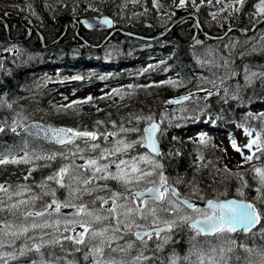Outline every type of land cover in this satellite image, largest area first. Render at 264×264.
<instances>
[{"label": "snow or ice", "instance_id": "obj_1", "mask_svg": "<svg viewBox=\"0 0 264 264\" xmlns=\"http://www.w3.org/2000/svg\"><path fill=\"white\" fill-rule=\"evenodd\" d=\"M195 0H193V3ZM211 3V0H208ZM240 3H244V0H239ZM186 0H180V7H183ZM203 3V0H201ZM261 5H264V0H261ZM157 6L159 7V0H157ZM258 7H260L258 5ZM260 11L264 12V7H260ZM89 27H95L91 21H84ZM100 25L111 27L113 21L108 17H103L98 21ZM197 43H200L197 41ZM203 63V62H202ZM155 66L149 65L144 71L154 68ZM236 73L228 69L226 74L217 79L220 85H224L225 81ZM245 81L251 84L255 80H259L264 83V72H253L250 69H245L244 72ZM68 79V78H65ZM71 79L78 80L83 77L75 76ZM100 79H106V77H100ZM209 84L213 87H217L216 80H208ZM183 81H161L160 85H169L178 87L183 85ZM158 85H146L143 87H151ZM130 88L133 86H129ZM239 86L237 90L229 93L228 88H224L225 97L231 95L233 98H238ZM199 91L206 93L204 97L207 99L214 93L207 88H200ZM114 93L120 95L123 99V95L120 90H113ZM105 95L111 96V93ZM192 93L181 96L179 98L168 100V104H181L182 101L192 98ZM93 100L92 96L86 97L82 101H72L70 105H62L61 110L71 109L73 105L86 104ZM226 102V100H225ZM0 106H3V101H0ZM9 108L11 104L7 105ZM206 107V106H205ZM183 110V109H182ZM99 111V109H98ZM248 117L256 119L261 122V127L257 131L250 125L244 128V132L247 136L252 137L253 131H256V137L249 140V143L244 147L252 149L253 145H256V151L260 155H264V142H260L261 134L264 133V112L259 114L248 113ZM168 117L162 116L159 119L154 115H135L127 122L131 124L133 121H144L146 126L141 130L137 126L125 127L122 122L120 125H116L115 121H110L116 131H88V130H74L71 128H52L51 126H41L40 124L24 125L21 126L16 121L13 122L15 126L11 127V131L16 133L17 127H21V131L24 134L32 137H39L45 140L52 141L56 144L72 147L67 152L50 153L46 156L30 155L28 151L24 152L23 156L17 155L12 150L0 151V168L7 165L17 164H30L33 159L55 161L58 156L62 158L63 163L56 171L45 178L41 182V187H48L47 182L53 181L61 188L69 190V196L74 192L79 193L82 198L84 195L91 196L94 192L108 190L109 196L107 198L102 196H95L92 200L82 202L80 204H72L69 201H57L52 199L51 203L43 205L41 211H28L21 212V206L25 209L29 205L34 207L33 202L40 197L32 195L28 200L18 199L13 201V196H23L25 190H29L26 185H17L16 190L9 192L12 187L9 185L5 187L4 184H0V193L7 196L6 202L3 196H0V220H2V214L7 212L10 216L15 217V221H3L0 225V264H8V260H17L19 257L35 255L37 258L32 259V264H59L58 258L51 249L59 245L64 247L61 239L57 236H52L50 233L41 232L39 238L37 235H29L30 232L34 233L36 229H45L59 225L61 220L58 218L54 221V224H49L47 219H43L42 222H37L35 217L43 218L47 213L48 216H52L53 213L61 214V208L72 207L76 209L72 218L64 216L65 224H79L82 231L76 236H63V241H67L76 246H84L89 248L90 251L85 254V259L89 256L93 257V264H125L124 260H117L112 253L120 252L126 253L134 246L135 241H129L124 246L118 245L117 248H112L111 243H107L108 253H105L104 247L106 244V237L108 240H119L125 236H134L136 241H139L141 248L139 249V255L135 256L129 264H140V262L147 261L150 258L144 255L147 251V241L156 239V248L160 249L163 243H167L171 239V234L181 228L187 227L193 233L192 239L196 240L197 237L213 235L219 239H228L229 245L225 248L220 246L218 249L209 247L207 251H203L197 244H193L195 250L194 254L197 256L195 261H191V264H229V260L232 257L228 256V253L234 251L232 245L235 241L230 240L229 234L244 232L251 233L253 228L257 224H261L264 219V208H258L255 202H247L245 200L232 199V200H207L206 208L197 207L190 199L184 198L183 195L177 192L173 183H169V178L164 175V165L161 162L164 159L165 154L160 148V140L166 134V128H162L161 124L167 120ZM173 119H175L173 117ZM171 123V120H168ZM103 121H97V126L103 124ZM179 126V125H177ZM4 127H0V132H4ZM128 133H139L137 139H128ZM206 133H199L198 140H193L194 143L200 145H206L211 138L206 139ZM109 137H118L112 141H109ZM173 139H177L173 137ZM108 141L110 146H103L96 141ZM79 141V143H77ZM81 144L84 147H81ZM233 148L240 152L245 163L251 162L256 153L244 156L243 149L237 147L235 139L231 141ZM139 145L147 149L142 154L131 155L129 153L136 149ZM75 149L73 151L72 149ZM118 154L128 156V159H122L118 157ZM168 155H172L169 153ZM179 155V153H176ZM84 159L85 163L77 165L75 163L76 158ZM110 157H117V159H110ZM256 156V159H259ZM200 161H204V157L201 154ZM115 165V171H111V166ZM203 166H207V162ZM199 170V167L197 168ZM31 171V170H30ZM225 172H229L230 175L240 177L242 174L239 172L231 173L229 169L225 168ZM250 171L256 173L253 179L256 180L258 187L257 199L260 200L261 205H264V166H253ZM30 174V173H29ZM27 179V177H25ZM115 180L123 188V191L117 192L108 189L107 183L95 185V181H107ZM65 180L68 182L65 183ZM76 181L77 186L73 187L72 182ZM180 181H176L179 183ZM140 185H152L151 187H143L142 190L132 192L130 189L132 186L139 187ZM247 186V181H243L242 187ZM239 191V189H238ZM127 193V195H126ZM48 195L55 196V189H51ZM147 194V196H146ZM109 200L112 204L108 208H103L102 205L109 204ZM131 201L130 203L128 201ZM97 201L101 202L100 207H96ZM118 201H123L118 203ZM139 201V203H137ZM51 209L52 211H48ZM191 213H196L200 216L197 219ZM76 217H81L77 219ZM82 217H91V220L84 219ZM29 218H33L29 221ZM94 224L99 227L93 226ZM163 224L164 227H159ZM149 225L147 231H132L133 227L139 229ZM154 226V227H153ZM59 231V229H57ZM67 227L64 228V232H68ZM72 231H75L73 228ZM261 231L264 232V224H261ZM111 233L110 236L108 234ZM254 234V233H253ZM44 236H49V239H44ZM24 237L25 243L22 248L19 249L18 254L14 251H4L6 245L13 247L14 241ZM31 241V244L28 243ZM45 249L49 250V256L45 257ZM246 252H253V249L245 247ZM75 251H80V247H76ZM259 264H264V250L260 252ZM185 259H190L186 257ZM170 264H179V258L173 257ZM247 264H251L250 261Z\"/></svg>", "mask_w": 264, "mask_h": 264}, {"label": "trees", "instance_id": "obj_2", "mask_svg": "<svg viewBox=\"0 0 264 264\" xmlns=\"http://www.w3.org/2000/svg\"><path fill=\"white\" fill-rule=\"evenodd\" d=\"M37 9V19L35 21L36 27L42 32L40 34L37 30H33L31 36H29L26 41V47L28 49V54H19L13 57L12 63L9 64L8 69L3 71L0 74V101H3V106H0V127H4L5 131L0 132V151L4 150H17L22 147L27 149H37L40 148L44 156L52 153L54 146L45 144L43 142L35 141L34 145H27L24 137L19 135L17 132L14 133L11 131L13 124L9 122V119H12L16 114L21 113L26 117L27 121L37 120L48 122L52 124H65L68 126L77 125L82 127H87L92 129L95 125V122L100 119L104 120L105 113L112 112V106L104 108L101 112L89 114L90 117H85L83 114L76 116H66L62 115L61 108L54 105L52 101V93L59 85L50 83V80L47 78L40 77L41 72L39 69L42 68H56L57 74H63L67 71H72L75 75L83 77L78 82L77 85L83 86L86 85L84 81L87 79H92L96 81V77L93 73H101L100 71L110 70L109 80L111 82L125 81L126 79H132V77L127 76L128 72H131V68H123L118 70V68L125 63L121 60L119 62H110L106 59H103L95 54H73L71 52L72 47L70 45L64 44L63 42L58 43L55 47L50 49L49 53L45 55L36 57L37 52H43L47 49L42 48V39L44 37L46 43H51L55 41L64 30V25L55 21L56 12L47 8L38 7ZM4 8L0 7V15H3ZM12 13V12H11ZM8 23L10 25V33L12 36L23 37L28 31L20 21V17L11 14L8 18ZM27 24L30 25L29 18L26 19ZM0 31L6 33V27L3 22L0 23ZM83 34L86 38L92 42L102 40L104 37L103 33L93 34L86 33L83 31ZM69 36L68 34H66ZM66 36V37H67ZM172 38L177 42V49L174 51V54L169 58H166V64H172L177 68H186L193 64L191 55L187 52L186 47L184 46V38L173 37ZM181 39V42H180ZM37 51L36 53H34ZM36 57L35 59L33 57ZM260 55L257 57L252 55V58L255 57V60H258ZM245 59L249 60L250 57ZM123 61V62H122ZM128 61V60H126ZM131 65V64H130ZM93 66L96 69L89 70L87 67ZM241 70V65L238 63V71ZM54 80V79H53ZM52 80V81H53ZM237 80H241L240 77ZM51 81V82H52ZM227 81H233L230 87V93L234 90H238V98H233L230 95V99L225 98V94L220 92L217 93V96H211L209 98L210 107L217 105V114H225V117L220 121L221 127L226 123L234 122L240 123L245 121L248 124L260 125V121L256 119H245L244 115L237 113L236 105L242 101L248 103L252 100H259L264 96V83H261L259 80H255L251 84H246L245 82L235 83L233 79L229 78ZM225 86V84H224ZM131 91L128 92L125 99L121 100V103H125L122 109H118L119 116L130 118V114H138L139 111L146 109L148 107H155L157 104L161 103L166 97H160L155 94L152 88L144 89L139 87L136 89L130 88ZM160 99V101H159ZM226 100V102H225ZM11 104L12 107L9 108L7 105ZM221 108V109H219ZM153 110V109H152ZM151 110V111H152ZM58 113V114H56ZM67 114V112H66ZM79 118L76 122L73 121L75 118ZM115 119H118V116H114ZM103 118V119H102ZM81 122V124H77ZM222 123V124H221ZM189 125V124H188ZM227 125V124H226ZM185 129V128H184ZM264 134V133H262ZM211 138V137H209ZM181 140V139H180ZM33 142V140H30ZM213 142V141H212ZM211 140L206 145H200L199 143H194L191 140H182L179 142V137L175 140V146L177 149H181L179 155H174L171 158L166 160L167 170L173 174V176L180 180L183 184H188L189 191L194 193L195 191H201L207 196H214L217 192V196L227 197L233 195V190L231 188H226L224 181H222V174H220L215 167L210 164L211 156H206L208 153L211 155H217V148L213 149ZM25 145V146H24ZM27 145V146H26ZM165 147H167L164 144ZM190 147L189 151H197L202 154L204 157L203 162L195 161V159L189 154V151L186 152V148ZM193 149V150H191ZM30 155H40L37 152H32ZM56 161H47V160H36L33 159L30 164H17V165H7L0 168V184L9 183L14 180L12 177H19V182L23 181L25 184H30L34 175H39L41 169L45 171L47 177L56 171L55 163ZM207 162V166H203ZM199 167V170L197 168ZM31 170V171H30ZM30 173V174H29ZM27 177V179H25ZM233 180V179H232ZM230 180L229 183L233 186L237 185L236 182ZM251 186L253 184L251 183ZM249 186L245 189V195L247 199L253 200L254 195L252 194L253 188ZM259 208H264V205L258 203ZM9 216L8 213L2 214L3 222L4 218ZM264 222V219H263ZM244 236H239V239ZM255 240L258 237H254ZM248 243L252 241L248 240ZM239 248H236L238 250ZM81 257V254L78 255V258ZM15 260H8V264H14Z\"/></svg>", "mask_w": 264, "mask_h": 264}, {"label": "rangeland", "instance_id": "obj_3", "mask_svg": "<svg viewBox=\"0 0 264 264\" xmlns=\"http://www.w3.org/2000/svg\"><path fill=\"white\" fill-rule=\"evenodd\" d=\"M112 3V2H120L122 3L120 6V14L122 16H125V14L131 10L130 8H132V10L138 11L140 9H136L134 6L138 5L141 0H3L0 1V6L3 5L4 2V6L8 7V8H12L14 10H18V11H24L26 15H31V13L35 10L34 12V17H37V15L35 14L37 12L38 7H42V8H47L50 10H53L56 12V19L55 21L61 23L62 21L64 22L66 19H70V18H75V17H79V16H87V15H103L106 14L107 10L106 8H102L104 7V4H106L107 2ZM171 2H173V4H177L176 6L180 5V0H170ZM259 1V0H258ZM229 2H232L231 4L234 5L235 9H238V5L241 4L239 2V0H228L227 2L221 1V0H211V3L208 2V0H203V3H201V0H195L194 4H193V0H186V5H189L190 7H196L198 8L201 12H202V16H204L206 19L209 17H216L217 16V10L219 4L223 5L224 7H227ZM261 2V1H260ZM146 5L143 7L145 10L149 8L153 9L156 11L155 15H158L159 13H161V11L158 9L157 6V0H146ZM162 3H164L162 0H159V5L161 6ZM250 3L247 5V9L249 11H252L254 13L258 12L260 10V7H262L261 3L260 4H256V3H252L249 7ZM258 5L260 7H258ZM102 6V7H101ZM159 6V7H160ZM238 6V7H237ZM138 8V7H137ZM147 12V11H145ZM145 14L147 17H150V14ZM160 15H164V12ZM31 17V16H30ZM33 18V17H31ZM72 22H70L69 24H71ZM71 25L74 26V23H72ZM242 40H240L241 42ZM238 42L237 39L234 40V44H236ZM119 44H121V42H118ZM2 44V45H1ZM230 44L229 43H221L219 45H217V49L220 47H223L224 49H226ZM245 46V42L244 40L242 41L241 45L239 46V48H244ZM255 47V48H254ZM116 45H111V46H107L106 48V52L107 54H109L110 56H104L106 59H108L109 57H112V60H116L117 62L120 61V59L118 60V58L122 57L120 54L116 55ZM253 51H255L256 53L259 54H264V43L261 40H255L254 44H253V48H251ZM15 49L13 48L12 45L9 44H4L0 42V64L4 63L6 61L7 58L10 57V53L12 51H14ZM121 49H118L117 51H120ZM229 51V49L226 50V52ZM251 51V50H249ZM226 52H221L219 54H217V71H213L211 72L212 74L217 73V78L218 77H222L226 74V71L228 69L233 70V68H231L232 66V62H231V57L229 55H226ZM137 56H142V57H146V55H136ZM135 57V58H136ZM34 59L36 58L35 56L33 57ZM264 58V57H263ZM122 59V58H121ZM130 62L135 63V59L131 60V58H128ZM142 60V61H141ZM139 62H141L142 64L138 67V65L136 66V73L134 76H136L137 78H139V82H137L136 84L131 83L132 81H129L128 83L124 84V83H109L106 80L108 79V75L106 73H101L100 75L96 74L95 76L98 78V81L96 83L93 82V84L91 86H87L85 88H78L76 86H74L73 84L78 81V80H74L71 79L72 77H75V75L72 72H65L64 74H57L56 73V68H42L40 69L41 75L40 77L42 78H47V80H49L50 78L53 80H50V83H53L55 85H59L55 91H53L52 93V101L55 103V105H70L72 101H82L84 100L86 97L88 96H92L93 100L89 103H86L87 105V109L90 111L93 110H97V108H103V107H107L110 104H112L114 101H118L120 100V95H117L116 93L113 92L114 89L116 90H120L121 94L123 95V97H126L127 93L131 91L130 89V85L131 86H135V87H140V86H146V85H158L160 86L159 88L157 86L155 87L156 93L158 94V96L163 95L166 96V101L171 100V99H175V98H179L181 96H185L188 95L189 93H192V98L189 100H185L182 101L181 104H168V103H163L161 105V108L158 112H151V110L156 109L157 105L155 107H148L146 109H143L139 112L140 115H154L155 118L159 119L162 116H167L168 119L165 120V122L162 124L164 125L163 128H166V134L163 138H161V141L163 142H167L169 144H173L175 140L177 139H173V137L179 136V140H198V134L199 133H206V137L207 136H211V142L213 141L214 143H216V145H213V149L217 148V155H211L210 153H208L206 156H211V161L210 164L212 166L215 167V170H217L220 174H222L223 179L222 181H227L229 182L230 180H232L233 178L236 179L239 184H240V188L239 191H236L237 196H242L244 195V192L242 189L243 187H247L249 186V181L253 184V188L258 187V184L256 182L255 179H253V177L256 176V173L253 171H250V169L253 168V166H264V155H260L259 152L256 151V145H253L252 149H248L246 147H244L245 145H247L249 143V140L252 138L256 137V131H253L252 133V137H249L245 134L244 132V128L241 127L240 125H244L245 127L247 126H251L252 128L256 129L257 131L260 129L261 125H252V124H247L245 121H243L241 124H235V123H231L230 126H226L224 128H222L221 130L218 129H213L211 127H209L208 125H204V124H198V125H194V128L189 129L188 128V132H186V130H183L180 128V119H189L190 121L193 122H202L205 123L208 120H206V115H204L205 110H203V106L205 104H200L197 105V103L199 101H201L202 99H205L204 97L206 96V93L203 91H199L200 88H207L209 90H211L214 94L217 93V87H213L212 84H209L207 81L203 82V83H199L198 85H190V84H183L182 86H178V87H173V86H169V85H160L161 81H167V80H174L175 78L169 74L163 75L161 73H166L168 70L166 69H159L157 73H153V71L155 70V67L152 69H149L148 71H144V69L148 68L149 65H155L158 64L159 59L156 58V55H153V58H149V59H138ZM156 66V65H155ZM93 67H89V69H92ZM245 69H250L253 72H264V64H260V65H256V64H249L246 66ZM245 69H243L241 71V77L243 79V81H245ZM234 71V70H233ZM235 72V71H234ZM236 73V72H235ZM239 73L232 75L234 76L233 78L237 77ZM201 77H207L206 76V72H203L201 75ZM100 77H106V79H100ZM68 78V79H65ZM52 81V82H51ZM217 86H220V82L217 79ZM233 81H225V86L227 87L228 90L231 87ZM123 86H125L123 88ZM127 86V87H126ZM123 88V89H122ZM132 88V87H131ZM148 88V87H145ZM194 88V89H193ZM195 90V91H194ZM106 93H111V96H107L105 95ZM194 101H193V100ZM97 104H99V106L97 107ZM81 105H85V104H81ZM85 105V106H86ZM120 105L115 106V108H119ZM183 109V110H182ZM76 105H73L71 109L67 110V114H66V110H64V113H60L62 115H66V116H73L74 113H76ZM238 111L242 112L243 115H247L248 113H252V114H259L264 112V101L260 102V103H252L250 104L248 107H238ZM58 114V113H56ZM200 114V115H199ZM198 115V116H197ZM134 115L131 116V118ZM173 117L175 119H173ZM190 117V118H189ZM129 118V119H131ZM128 119V120H129ZM126 120L125 124L128 123ZM168 120H171V123L168 122ZM116 122V121H115ZM124 123V121H121L120 123L116 122V125ZM146 123L144 121H135L134 126L139 127L140 129L143 128V126ZM179 125V126H177ZM13 126H15L13 124ZM19 127H17L18 129ZM117 129L113 127V125L111 124V126L109 127V129L105 130V131H116ZM183 133V134H182ZM137 133H128V139L131 140H135L138 137H134ZM134 137V138H133ZM118 137H109V141H112L114 139H117ZM235 139L236 143H237V147L243 149V153L244 156L247 155H251L252 153H256V156H259V159H256V156L253 157V160L251 162L245 163L243 160V157L241 155L240 152L236 151L232 144L231 141ZM264 139V134H261V140ZM260 140V142H261ZM212 142V143H213ZM99 143H101L102 147L103 146H110L108 141H99ZM27 146V145H26ZM138 145L136 146V149L132 152L129 153V156L132 153H136L138 151ZM28 151L29 153H32V151L30 149H27L26 147H22L20 149L17 150H13V152H15L17 155L19 156H23L24 152ZM119 158L122 159H128V156H124L122 154H118ZM195 160H197L198 162H203L199 160L198 158L193 157ZM110 159H117V157H110ZM76 162L81 163V162H85L84 159H80V158H76L75 159ZM66 162V161H65ZM227 168L230 170L231 173H236L239 172L242 175L240 177H235L230 175L229 172H225L224 169ZM115 165L111 166V171H115ZM165 171V170H163ZM165 174V172H164ZM249 181H248V180ZM247 181V186H243V181ZM68 181L65 180V183H67ZM114 184H117V181H113ZM256 185V186H254ZM112 187V183H109V188L111 189ZM123 188H121L122 190ZM255 189L254 194L255 197L257 199V196L260 195L258 194L257 190ZM29 192H27L25 195V197L22 196H13V201L18 200V199H25L28 200L31 195ZM0 196H3L4 199L7 201V196L3 193H0ZM57 201L63 202L64 200L57 197L55 198ZM258 200V199H257ZM52 201V199H51ZM47 202L48 203H51ZM8 202V201H7ZM34 207L29 205L27 207V209H25L24 206H21V212L28 210V211H40V206L35 204V201L33 202ZM62 209V208H61ZM49 212L52 211L51 209L48 210ZM62 211V210H61ZM7 213V212H6ZM45 218H53L52 220L47 219L49 224H54V221L56 219H60L61 223L59 225H54L53 227L50 228H45V229H36L33 232H30L29 235L35 234L37 235V237L39 238L41 232H46L52 235V236H57L59 237L60 235L64 234L63 236H67V235H71V236H76L80 231H82L81 227L79 226V224H65L64 222V217L59 216L58 214L53 213L52 216H48L47 213L45 214V217L40 218V217H35L37 222H42L41 220L45 219ZM33 219V218H29V221ZM84 219H88L90 220V217H85ZM15 221V217H11L10 221ZM17 223H19L20 221H15ZM3 222H0V225H2ZM67 227L69 229L68 232H64V228ZM75 229V231H72V229ZM57 229H59V231H57ZM255 231H261V227H259L257 230ZM62 236V237H63ZM230 236V235H229ZM45 237V236H44ZM63 239V238H62ZM230 240L234 241V239H232V237H230ZM63 241V240H61ZM25 240L24 237H21L20 239H17L14 241V245L13 247H8L6 245L4 251H16L18 252L20 248H22L24 246ZM29 244H31V241H28ZM229 245V240L228 239H219L216 238L214 240H209V241H205L204 244L201 247V249L203 251H207V249L209 247H214V248H219L220 246H224L225 248ZM235 244L232 245V247L234 248ZM264 245L257 243L256 246H254L253 248V252L251 253H246V254H233V253H228L229 257H232V259L229 260V264H247L248 261L251 262V264H259L261 256H260V252H261V248H263ZM187 248L189 250H193V244H189L187 245ZM88 248H85V250L87 251ZM192 254H194V252L189 253V255H186L184 257L181 258V261L179 262H184L185 264H191V261H195L197 259V256L194 254V256H192ZM249 254V256H247ZM246 256V257H245ZM186 257L190 258V259H185ZM179 258V256L177 257ZM84 260H85V255H84ZM169 263L167 264H170ZM59 264H82L81 261H59ZM88 262V261H87ZM87 262L83 261V264H87ZM162 263V262H160ZM88 264H93V261L88 263ZM125 264H128L127 262Z\"/></svg>", "mask_w": 264, "mask_h": 264}, {"label": "flooded vegetation", "instance_id": "obj_4", "mask_svg": "<svg viewBox=\"0 0 264 264\" xmlns=\"http://www.w3.org/2000/svg\"><path fill=\"white\" fill-rule=\"evenodd\" d=\"M164 3L158 9L161 11L158 15H155L156 11L149 8L145 10L143 7L147 4L146 0H142L140 2V6L138 11H135L131 13L129 16H122L119 12V10L112 9L109 11V14L114 20V25L111 29H93L90 30L91 32L94 33H103L109 35L113 30L116 29V31L113 33L112 37L113 39L116 40H121L124 41L127 36L121 31V27H127V29L131 30L133 29L136 33L142 34V35H154L160 32L165 31L167 28H169V31L166 33V35H170V38L173 37H178L179 38H184L187 39L184 44L186 45V48L188 51H190L192 54L195 53V57L198 61H200L199 65L200 68L205 65L204 59L206 58L205 56L211 55V53H217V40L219 39H239V38H261L264 39V12H261L260 10L256 13L254 12H248L245 9L244 3L239 4L237 7L238 9L234 8L233 4H230L227 7H224L223 5L219 4L218 10H217V16L214 17L213 19L211 18H205L204 16H201V14L196 10V9H191L194 7H190L189 5H184L183 7L176 6L177 4H173L170 0H162ZM251 3H256L259 4L260 1H252ZM194 5V4H192ZM189 9V10H187ZM147 11V12H145ZM189 11V12H188ZM196 13L197 19L193 18H186V19H180V17L184 16L186 13ZM164 12V15H160ZM150 14V17H147L145 14ZM6 19L5 17H3ZM8 22L7 20H4ZM254 26H257L255 31L248 35L244 33L240 28H252ZM4 33L0 31V42L7 44L9 41H12L14 39H17V36H12L9 37L7 34L6 42L3 41ZM198 39V40H196ZM79 40V39H77ZM199 41L200 43H197ZM2 45V44H1ZM160 45L161 50L165 51V47L163 44H157ZM214 74H210V76H213ZM211 79V78H210ZM215 80V79H212ZM202 82V80L200 79ZM79 143V141H77ZM99 143V141H96ZM83 145V144H81ZM84 146V145H83ZM145 151H147L145 148L140 147L138 151L133 154H142ZM77 165H82L85 162L78 163L75 161ZM61 164L60 162L57 163V167H60ZM166 177L169 178V183L171 182V177H169L168 174L165 175ZM103 183H107L108 189L109 188V183H112L111 190L112 191H123L121 190V186L117 183L114 184L112 180H107V181H101L97 180L95 181V185H100ZM73 187L77 186V182L73 181L72 182ZM152 185H140L139 187L132 186L131 191L135 192L138 190H142L143 187H151ZM182 193V192H181ZM183 194L188 196V192H183ZM63 195L65 198V201H69L72 204H80L82 202H87L92 200L95 196H102L107 198L109 196V191L108 190H102V191H97L94 192L91 196L89 195H84L82 198L80 197L79 193H73L71 196H69V190L65 189L63 191ZM127 195V193H126ZM147 196V194H146ZM199 205H201L203 202L196 200ZM123 201H118V203H122ZM129 203L131 202L130 200L128 201ZM139 203V201H137ZM112 204V201L109 200V204L102 205L103 208H108ZM101 202L97 201L96 207H100ZM72 208V207H62V211L59 216L64 217L67 216L69 218H72L73 216H69L67 213V209ZM194 216H197L198 214L196 213H191ZM199 216V215H198ZM77 219L81 217H76ZM85 218V217H82ZM92 218L90 217V220ZM93 226L99 227V225L94 224ZM149 225H144L142 228H135L133 227L132 231H147L149 230ZM154 227V226H153ZM159 227H164L163 224H160ZM111 233L108 234L110 236ZM189 235L192 237L193 233L190 229L187 227L181 228L179 230L174 231L171 234V239L167 243H163V241H160L162 244V247L160 249L156 248L157 240L152 239L147 241V251L144 252L145 256H148L150 259L147 261H141L140 264H157L158 256L157 253L159 251H165V252H171L173 250H178L180 251L181 247L183 244L186 243V237L189 238ZM205 239L203 235L200 237H197V241H201ZM135 241L134 246L129 249L126 253H120L122 257L129 258V260H123L125 263L131 262L133 258L137 255H139V249L141 248V245L139 241H136V238L134 236H125L123 239L119 240H108L106 237V244L104 247L105 253H108V247L107 243H111L112 247H116L118 245L124 246L127 244L129 241ZM91 261H93V257L90 256Z\"/></svg>", "mask_w": 264, "mask_h": 264}, {"label": "bare ground", "instance_id": "obj_5", "mask_svg": "<svg viewBox=\"0 0 264 264\" xmlns=\"http://www.w3.org/2000/svg\"><path fill=\"white\" fill-rule=\"evenodd\" d=\"M121 29H122L121 31L125 34V36H132L133 34L136 33L133 29L129 30V29H127V27H124V26H122ZM2 39L3 40H7L8 37H7V39L5 37H2ZM14 121L19 123L21 126H24L26 123L29 122V121H27L25 116L20 115V114H16L12 119H9V122H11L12 124H13ZM23 137H24V140L26 141L27 145H30V144L34 145L35 141H39V142L41 141V139L36 138V137H32L30 135H24ZM30 140H33V142L30 141ZM57 159H59L61 161V163H60L61 165L63 163H65V161L62 158H60L59 156H58ZM58 168L59 167H57V169ZM46 177H47V175L45 174V171L41 169L39 175H34L33 176V179H32L30 184H25V182H23V181L19 182L22 179H20L19 177L15 176V177H12L14 180L10 181L9 183L8 182L4 183V185H5V187H8L9 185L12 186L9 189L10 193L16 190V186L17 185H26V186H28L30 191L29 190H25L24 194L29 192L30 194H27V196L32 194V195H36V196L40 197L39 199L35 200V204L40 206V211H41V210H43V205H45L47 202H50L51 199L57 198L60 195V191H61V187L58 184H56L55 182H53V181H48L47 182L48 187H41L40 186L41 182L44 181ZM224 184L225 185H223V186H226V188H229V189L231 188V190H234L233 186L229 182L225 181ZM51 189H55V196L54 197L47 194V193H49V191ZM245 195H248V193H245ZM22 197H25V195H23ZM45 219L52 220L53 218H45ZM3 221H10V218L5 217ZM63 235L64 234L59 236V238L61 240H63L62 239ZM44 239H49V236H45ZM62 243L64 244L63 248L66 250V254H67V257H68L69 260L74 259L75 257H77L80 254V251H75V248L76 247H80V246L73 245L72 243L67 242V241H62ZM44 251H45V257L47 258L49 256V250H44ZM51 252L54 253L55 256L57 257V254H56V252L54 250H51ZM81 253H83V251ZM17 254H18V252H17ZM35 258H37L35 255H29V256H24V257H19L18 256V259L15 260L16 262L14 264H32V259H35Z\"/></svg>", "mask_w": 264, "mask_h": 264}, {"label": "water", "instance_id": "obj_6", "mask_svg": "<svg viewBox=\"0 0 264 264\" xmlns=\"http://www.w3.org/2000/svg\"><path fill=\"white\" fill-rule=\"evenodd\" d=\"M103 17H89V18H83L82 20H81V22L84 24V26L86 27V28H88V29H93V28H97V27H99V28H110L109 26H104V25H100L99 23H98V21L100 20V19H102ZM91 21V22H93L94 24H96V26L95 27H92V28H89L85 23H84V21ZM90 46H95L94 44H92V43H88ZM40 124L41 126H51L52 128H68V127H65V126H53V125H51V124H47V123H43V122H38V121H29L28 123H26L25 125H33V124ZM19 133L20 134H23V135H27V134H24L22 131H21V128H20V130H19ZM36 138H39V137H36ZM39 139H41V140H44V141H46V142H49V143H54V142H52V141H49V140H45V139H43V138H39ZM54 144H56V143H54ZM57 145H60V144H57ZM160 148H161V150H162V147H161V144H160ZM178 192V191H177ZM232 199H236V198H232ZM232 199H228V200H232ZM239 200H241V199H239ZM259 224H257L254 228H256L257 226H258ZM253 228V229H254Z\"/></svg>", "mask_w": 264, "mask_h": 264}]
</instances>
